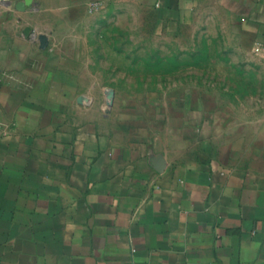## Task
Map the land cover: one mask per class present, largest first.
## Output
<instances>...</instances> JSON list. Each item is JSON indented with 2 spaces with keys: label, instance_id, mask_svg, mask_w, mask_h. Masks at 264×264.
I'll return each mask as SVG.
<instances>
[{
  "label": "crops",
  "instance_id": "obj_1",
  "mask_svg": "<svg viewBox=\"0 0 264 264\" xmlns=\"http://www.w3.org/2000/svg\"><path fill=\"white\" fill-rule=\"evenodd\" d=\"M24 1L0 3V264H264V117L109 100L76 34L106 0ZM143 1L233 30L264 77V0Z\"/></svg>",
  "mask_w": 264,
  "mask_h": 264
},
{
  "label": "rangeland",
  "instance_id": "obj_2",
  "mask_svg": "<svg viewBox=\"0 0 264 264\" xmlns=\"http://www.w3.org/2000/svg\"><path fill=\"white\" fill-rule=\"evenodd\" d=\"M201 22L163 17L143 0L92 6L76 32L88 38L86 83L130 99L191 94L209 106L232 103L237 115L263 118L264 77L254 62L239 58L244 45L233 30ZM241 68L252 70L240 74ZM192 85L199 89L191 92Z\"/></svg>",
  "mask_w": 264,
  "mask_h": 264
},
{
  "label": "water",
  "instance_id": "obj_3",
  "mask_svg": "<svg viewBox=\"0 0 264 264\" xmlns=\"http://www.w3.org/2000/svg\"><path fill=\"white\" fill-rule=\"evenodd\" d=\"M30 4H31V0H25L24 2H22V3L19 5V9H20V10H23L25 6L30 5ZM25 35H26V36H30V35H31V31H30V29H26V30H25ZM38 41H39V43H40V48H41V49H46V48H47L48 43H49V40H48L47 35H44V34L39 35V36H38ZM112 98H113V95H112V94L109 95V100H112ZM157 162H158L159 164H162V163H163V161L161 160V158H159ZM157 169L160 170V168H157Z\"/></svg>",
  "mask_w": 264,
  "mask_h": 264
},
{
  "label": "built area",
  "instance_id": "obj_4",
  "mask_svg": "<svg viewBox=\"0 0 264 264\" xmlns=\"http://www.w3.org/2000/svg\"><path fill=\"white\" fill-rule=\"evenodd\" d=\"M15 0H0V3H12Z\"/></svg>",
  "mask_w": 264,
  "mask_h": 264
}]
</instances>
